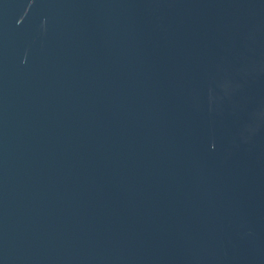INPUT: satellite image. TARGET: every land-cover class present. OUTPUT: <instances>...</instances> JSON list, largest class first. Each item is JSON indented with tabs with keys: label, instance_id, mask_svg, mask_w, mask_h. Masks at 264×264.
I'll return each instance as SVG.
<instances>
[{
	"label": "water",
	"instance_id": "obj_1",
	"mask_svg": "<svg viewBox=\"0 0 264 264\" xmlns=\"http://www.w3.org/2000/svg\"><path fill=\"white\" fill-rule=\"evenodd\" d=\"M0 264H264V0H0Z\"/></svg>",
	"mask_w": 264,
	"mask_h": 264
}]
</instances>
